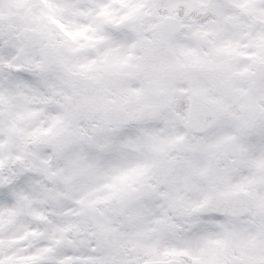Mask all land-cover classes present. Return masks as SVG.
<instances>
[{"label":"clouds","instance_id":"9594fccd","mask_svg":"<svg viewBox=\"0 0 264 264\" xmlns=\"http://www.w3.org/2000/svg\"><path fill=\"white\" fill-rule=\"evenodd\" d=\"M0 264H264V0H0Z\"/></svg>","mask_w":264,"mask_h":264}]
</instances>
